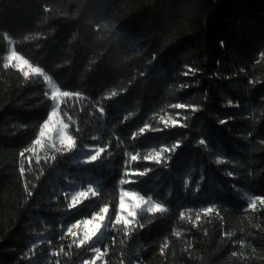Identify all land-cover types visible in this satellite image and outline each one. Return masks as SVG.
Returning a JSON list of instances; mask_svg holds the SVG:
<instances>
[{"label": "trees", "instance_id": "1", "mask_svg": "<svg viewBox=\"0 0 264 264\" xmlns=\"http://www.w3.org/2000/svg\"><path fill=\"white\" fill-rule=\"evenodd\" d=\"M7 38L60 88L79 93L61 107L79 148L110 146L111 156L83 165L72 153L55 160L46 159L52 153H26L32 168L21 177L20 166L27 170L29 161L19 153L36 138L51 100L40 77L25 80L15 68H3ZM261 53L264 0H0V264H83L94 253L89 245L70 248L78 237L64 235L67 228L105 205L114 220L125 153L177 140L181 147L167 167L134 162L130 167L153 171L123 186L152 195L170 211H138L145 227L127 237L107 220L94 237L95 246L108 249L104 260L264 264V211H245L248 196H264ZM177 102L199 110L172 108ZM178 112L188 127L164 129L161 119H177ZM145 123L162 131L134 141L132 133ZM96 182L97 197L67 207L65 191ZM213 205L220 215L197 222V212Z\"/></svg>", "mask_w": 264, "mask_h": 264}, {"label": "snow or ice", "instance_id": "2", "mask_svg": "<svg viewBox=\"0 0 264 264\" xmlns=\"http://www.w3.org/2000/svg\"><path fill=\"white\" fill-rule=\"evenodd\" d=\"M224 42L221 41V45L223 46ZM17 53L10 52L5 57L6 62L3 64V68L7 69L9 67L15 68L16 70L20 71L25 80H28L30 76H42L43 81L48 85V88L51 89L50 95L45 93L48 96V99L53 102L52 110L49 112L47 119L40 125L39 132L36 138L32 141L30 147H27L20 151L19 155L21 158L26 159L29 161L28 169L26 170L24 165L21 164L20 166V174L21 177H25L26 171H30L32 168L31 156H26V153H35L36 150L44 149L46 153L51 151V156L47 157L46 159L55 160L56 154H69L73 152H80L79 146L77 144V140L73 134L69 132V124L64 122L62 116L60 115L61 111V103L66 102L65 98H71L73 96H79V93H74L71 91H61L56 84L52 82V79L49 75L45 74L44 71L41 70L40 67H34L32 64L25 58L24 63L32 68L31 72H26L24 69L17 68L13 62H9V57L12 55H16ZM264 57V53L260 54ZM189 72L193 70L191 68L188 69ZM187 75L188 73H184ZM249 83H252L249 81ZM182 87H187V85H182ZM115 92L111 93V96H116ZM229 104H232V101H229ZM172 108L177 110H185L187 112L190 110L192 113L197 112L199 109L196 106L187 105L184 103H174L171 105ZM100 115L103 117L105 115V109L103 107L98 108ZM182 116L181 113H177V119H172L169 117L168 119H161L160 123L163 124L164 129L168 128H187L188 124L181 122L180 117ZM125 120L128 117H124ZM187 115H183V120H187ZM232 119V118H228ZM227 122V119H221L219 121L220 124H224ZM159 132L162 131L161 128L152 127L150 124L145 123L143 126L139 127L138 131L132 133V139L138 140L139 137L144 136L147 132ZM94 139H99V137H94ZM199 144L205 145L206 140L200 139ZM181 147V142L177 140L175 143H172L170 146L164 143H159L157 146H150L147 148H141L139 146H135L134 153L133 152H126L125 155L127 157L124 165V170L122 176L119 180V206L116 209L114 215L115 219L111 220V213L109 211V207L107 205L102 206L99 208V211L95 213L90 220L84 219L77 221L76 223L72 224L70 227L67 228V232L64 235H71L73 237H77V229L81 227V225H89L93 224L94 227L91 230H86L83 233V236L74 239L72 244L69 245L71 248L73 245L80 249L85 245H89V249L94 255L90 259H84L83 264H97V261H100L101 264H107L104 260V257L108 254L107 247L101 251L99 246H95L94 237H97L99 233H101V229L105 226V221L108 220L114 228H117L118 231H123L124 235L127 237L131 235L133 231L137 228H144L145 225L140 223L137 220L138 210H141L144 206H146V210L148 213L156 214V213H168L170 211L169 207L165 204L160 202H156L152 195H143L141 194L140 190H126L123 186L137 184L138 181L133 179L134 177H144L147 176L150 172L153 171L150 167H144L143 169L132 168L130 165L134 162L138 163L141 160L146 164L156 165L158 167H167L171 160V155L176 152L177 149ZM110 146H90L88 147L82 155L77 158H73V162L77 164L83 165H96L97 162H102L105 158V154L107 156H111L112 153L109 150ZM143 153V154H142ZM39 163V157H37V164ZM217 164L224 163L223 159H217ZM229 176L233 174L228 172ZM33 188L36 187L35 184L32 185ZM185 187L187 188V181H185ZM198 188V186H197ZM25 191L29 197L33 195L32 191L29 189L28 184L25 183ZM101 191V186L99 182L96 183H89L86 186L81 184L79 187H73L69 191H65L63 195L65 196L66 200L68 201L67 207L69 209H74L77 205L81 204L84 201H88L91 198L97 197ZM239 191V189H237ZM245 211H251L255 213H260L264 211V196H248V203L246 206ZM216 213L220 215L218 208L213 206L203 207L200 209L196 214V221L198 222L201 219V215L207 217L212 213ZM180 220L186 219V212L181 211L179 213ZM118 226H122L118 227ZM195 227V223H193ZM173 235L179 237L181 235L180 232L173 231ZM225 235H229L225 233ZM64 237L61 236V239ZM167 240L165 241L164 245L161 247V254H164L165 248H167ZM241 246L243 247V243L241 242ZM62 251V250H61ZM60 253L58 252H51L52 256H58ZM238 253L233 251L232 256H237ZM57 264L59 262L57 261ZM123 264V262H122Z\"/></svg>", "mask_w": 264, "mask_h": 264}, {"label": "rangeland", "instance_id": "3", "mask_svg": "<svg viewBox=\"0 0 264 264\" xmlns=\"http://www.w3.org/2000/svg\"><path fill=\"white\" fill-rule=\"evenodd\" d=\"M8 46H7V51H6V55L5 57L10 54V52H15L17 53L16 55H12L9 57V62H13L15 64V66L17 68H21V69H24L26 72H31L32 71V68L28 67L25 63H24V59H22L21 57L27 59L26 57L22 56L20 53L16 52L14 47H13V43L12 41H10L8 38ZM5 57H4V61L6 62L5 60ZM28 60V59H27ZM29 61V60H28ZM30 62V61H29ZM31 63V62H30ZM32 64V63H31ZM32 66L34 67H37L36 65L32 64ZM42 70V69H41ZM44 71V70H42ZM45 72V71H44ZM45 74L49 75L47 72H45ZM50 76V75H49ZM41 78V80L43 81V77L42 76H38ZM50 78L52 79V82L54 84H56V86L61 90V91H68V90H64L62 88H60L58 86V84L55 82V80L50 76ZM44 82V81H43ZM45 84V87H46V92L50 95L51 93V89L48 88V85L44 82ZM68 98H65V101L67 100ZM63 103H61V107H62ZM52 107H53V102L51 101V107H50V111L52 110ZM60 115L62 116V119L64 120V122L68 123L69 124V132L71 130V127H72V123H71V120L68 116H66L65 114H63L61 111H60ZM47 119V118H46ZM38 135V134H37ZM31 145H29L28 147H30ZM90 146H96V145H86V146H83L82 148H79L80 149V152L77 153V152H73L72 154L73 155H76L78 156V158L82 155V153ZM47 153H51V151H48ZM34 156H39V155H43V154H46V151L44 149H37L35 153H30ZM126 190H129V189H126ZM141 210H146V206H144ZM140 211V210H138ZM90 220V219H89ZM107 221V220H106ZM106 221H105V226H106ZM105 226L102 227L101 231L105 228ZM94 227L93 224H89V225H81V227L75 231H77V237L80 238L83 236V233L84 231L86 230H91L92 228ZM100 234V233H99ZM98 234V235H99Z\"/></svg>", "mask_w": 264, "mask_h": 264}]
</instances>
